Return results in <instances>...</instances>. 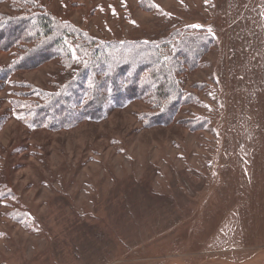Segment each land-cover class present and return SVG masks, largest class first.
Returning a JSON list of instances; mask_svg holds the SVG:
<instances>
[{
    "label": "rangeland",
    "instance_id": "1",
    "mask_svg": "<svg viewBox=\"0 0 264 264\" xmlns=\"http://www.w3.org/2000/svg\"><path fill=\"white\" fill-rule=\"evenodd\" d=\"M0 264H264V0H0Z\"/></svg>",
    "mask_w": 264,
    "mask_h": 264
},
{
    "label": "trees",
    "instance_id": "2",
    "mask_svg": "<svg viewBox=\"0 0 264 264\" xmlns=\"http://www.w3.org/2000/svg\"><path fill=\"white\" fill-rule=\"evenodd\" d=\"M12 21H13V23H16V22H20L21 23V21L27 22V27H26L27 30H25V32L30 37H44L45 40H46L45 41V45H43V43H41V45H40V48H41L42 51L51 50V54H56L57 55V53L61 52L62 53L61 55L67 56L68 49H66L65 47L63 49V46H62L63 42L58 37L57 34H56L57 36L52 34L54 29H53V25L51 24V21L48 18L40 16L37 13H35V14H30V16H26V17L22 18L21 21L20 20H18V21L12 20ZM12 21H11V23H12ZM55 30H56V28H55ZM192 39H193V37H189V38H187L185 40V42H186V44L188 46L184 47V45L182 43L179 44V48H182L181 50H183L185 55L188 52H192V55L196 56L203 49V46H204L203 41L198 42V41H195L194 39L193 40ZM145 43H147V42H145ZM147 44L148 45H146V44H144V45L136 44V46H134V47L136 48V51L139 52V56L144 58V59H146V60H151L152 56H154L155 61L152 64L153 67H151V68H153V70H155V73L153 72V74H151L152 75L151 76L152 78L150 79L151 82L149 83V81L146 80L145 84L147 86L154 87L155 90H156V93H157L156 96H158V99H162V98L166 97L167 94H168L166 92V89H167L168 85L166 83H164V85L163 84L159 85L158 83H155L154 79L156 78V75L159 74L164 81L165 80L168 81L169 78H171V74L167 70L168 68L165 69L163 67L166 64V62L162 61L161 56L159 58V57H157L154 54L155 49H157V47H155L151 43H147ZM104 48H105V46H104ZM101 49L102 48H98V50H101ZM97 51H96V53H97ZM63 52H65V53H63ZM102 54H103V57H101L100 61H103V62H105V63L110 65L111 63L108 62V60H107V59H111L109 57L110 54L107 53V52H103ZM120 59H121V57H115L114 58L115 61H118ZM122 63H124V62L120 61L119 64L118 63L116 64V62L114 63V64H116L118 66V69L115 71V74H112L114 82H116V78L122 77V75H124V73L126 74L127 72H129V75L133 76L134 78L135 77L137 78L138 74H139L138 72H140L143 68H145V66L150 64V63L149 64H143V63L140 64V62L138 60L135 63L134 60H133L132 63H133L135 68H131L130 67L131 70L129 71L128 68H124L121 65ZM128 63H130V61ZM147 70H149V69H147ZM107 71L108 72H107V74H105V76L107 75V77H108L109 73H111L112 70H107ZM83 75H84V73H82V76L80 77V79L83 78ZM152 80H154V81H152ZM94 81L98 84V89H100L102 87V85L104 84L105 79L99 80V79H97L95 77ZM99 86H101V87H99ZM116 87H117V90L115 92H117L119 90V87L118 86H116ZM161 88H163V90H161ZM98 94H100V91H97V90L96 91H92L91 96L93 98H95V99L92 100L93 99L92 98L87 105H84L81 110H78L76 112L77 113L80 112L81 115H85L89 119L97 118V116H99V112H100L99 108L102 109V103H103V101L100 100ZM71 102L72 101L64 100L62 102V104H60V106L57 107L58 108L57 110L62 108V112L64 113L65 109H66V106L71 104ZM55 103H57V102H55ZM45 108L48 109L49 106L48 107L45 106ZM45 108L36 107L35 112L39 111V110H41V112H43V111L46 110ZM69 114H71V113H69ZM71 115H73V114H71ZM65 116H66V113L64 114L63 118H65ZM68 118H70V117H68ZM68 118L66 117L65 119L67 120ZM62 119L58 118L59 121H58L57 124L60 125V124H62V122H65Z\"/></svg>",
    "mask_w": 264,
    "mask_h": 264
}]
</instances>
